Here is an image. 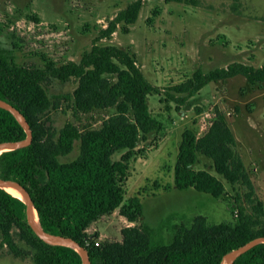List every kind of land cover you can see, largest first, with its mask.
<instances>
[{"label":"trees","instance_id":"16d2710c","mask_svg":"<svg viewBox=\"0 0 264 264\" xmlns=\"http://www.w3.org/2000/svg\"><path fill=\"white\" fill-rule=\"evenodd\" d=\"M197 5L198 0H165ZM143 0H133L111 20L100 37H110L120 24H134ZM127 31V28H123ZM243 76L251 84L264 83V62L260 67L232 62L208 72L196 71L185 82L165 92L161 102L184 104L207 85L218 80ZM50 78L65 82L78 79L73 98L79 111L114 108L116 113L99 128L80 130L67 123L58 132L45 127L42 117L52 105L44 87ZM162 94L151 83L128 50L114 45L93 44L81 59L43 68L19 65L13 56L0 50V98L13 104L29 121L32 144L0 154V177L20 181L30 192L42 227L63 234L85 247L91 264H222L224 256L245 243L264 237V201L256 198L245 162L234 147L235 135L227 116L218 113L209 131L198 137L195 129L185 128L174 166V185L179 190L194 189L214 198L224 197L222 179L206 169H196L199 154L210 158L213 168L232 186L242 183L252 191V213L238 206L235 224H211L198 215L190 227H178L172 243L155 244L148 226H127L122 241L95 245L87 234L90 225L119 209L122 216L136 222L143 216L139 196L126 198L125 183L137 147L164 124L149 106V96ZM177 109L178 106H176ZM26 132L15 116L0 107V141L22 140ZM80 142L78 157L61 162L60 155L71 152ZM125 151L118 160L113 156ZM254 197V199H252ZM14 229L33 250L35 264H81L80 254L65 245L40 239L28 225L22 199L0 188V238L17 256L28 254L14 239ZM234 264H264V243L241 255Z\"/></svg>","mask_w":264,"mask_h":264},{"label":"rangeland","instance_id":"374dc122","mask_svg":"<svg viewBox=\"0 0 264 264\" xmlns=\"http://www.w3.org/2000/svg\"><path fill=\"white\" fill-rule=\"evenodd\" d=\"M133 0H0V50L28 68L78 62L94 43L114 45L132 53L143 74L161 88L149 96L152 114L164 128L137 147L125 183L126 198L139 196L144 213L129 222L119 209L102 216L87 229L95 245L122 241L127 226H148L155 244L172 243L178 227H190L203 215L211 224L238 221L237 207L252 211L251 189L232 186L199 154L196 169H206L223 180L224 197L214 198L174 185V166L185 128L204 136L218 113L227 116L235 135V151L243 158L255 197L264 201V83L251 84L238 75L218 80L189 97L184 104L169 100L165 92L185 82L196 71L208 72L232 62L260 67L264 62V0H198L197 5L143 0L134 24H120L110 37L101 38L109 22ZM123 28H127L124 31ZM78 79L44 82L52 105L42 117L45 127L58 133L65 124L80 130L101 127L114 108L79 111L73 93ZM178 106L179 109L176 108ZM125 151L114 154L118 160ZM80 142L61 162L78 157ZM254 199V197L252 198ZM14 239L28 254L17 256L0 238V264H35L33 250L14 229Z\"/></svg>","mask_w":264,"mask_h":264},{"label":"water","instance_id":"95a60500","mask_svg":"<svg viewBox=\"0 0 264 264\" xmlns=\"http://www.w3.org/2000/svg\"><path fill=\"white\" fill-rule=\"evenodd\" d=\"M0 107L8 110L11 112L15 118L18 120L20 125L26 132V137L22 140H6L0 141V149L4 151L16 150L23 147H27L32 144L33 140V132L30 126L29 121L26 119L24 114L17 109L13 104L10 102L3 100L0 98ZM11 186L21 193V196H17L22 199L24 203V212L25 218L27 220L28 225L31 227L33 232L42 240L49 244L54 245H65L75 249L81 256V264H91L90 255L88 250L81 246L76 240L71 237L65 236L63 234H57L53 232H49L45 230L40 221L37 223L32 217L31 210L34 207L31 194L29 190L17 179L12 177H0V188L5 189L4 187ZM7 191V190H6ZM36 210V208L34 207ZM37 212V210H36ZM38 214V212H37ZM264 243V237H257L244 245L233 249L229 253L224 256L222 264H234L235 261L244 253L252 249L254 246Z\"/></svg>","mask_w":264,"mask_h":264},{"label":"bare ground","instance_id":"6f19581e","mask_svg":"<svg viewBox=\"0 0 264 264\" xmlns=\"http://www.w3.org/2000/svg\"><path fill=\"white\" fill-rule=\"evenodd\" d=\"M2 152H3V150L0 149V154ZM4 188H5V190H7L8 192L12 193L15 196H19V197L21 196V193L18 191V189L14 188V187L6 186ZM31 214H32V217L35 220V222L38 223L39 222V216H38L36 210L34 209V207H32Z\"/></svg>","mask_w":264,"mask_h":264},{"label":"crops","instance_id":"0c3cea01","mask_svg":"<svg viewBox=\"0 0 264 264\" xmlns=\"http://www.w3.org/2000/svg\"><path fill=\"white\" fill-rule=\"evenodd\" d=\"M200 92V91H199ZM96 222V221H95ZM95 222H93L90 226H92ZM130 222V221H129Z\"/></svg>","mask_w":264,"mask_h":264}]
</instances>
